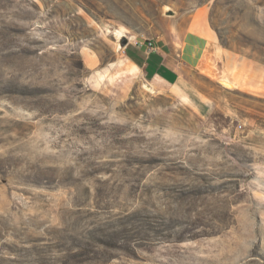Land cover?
<instances>
[{
  "label": "rangeland",
  "instance_id": "1",
  "mask_svg": "<svg viewBox=\"0 0 264 264\" xmlns=\"http://www.w3.org/2000/svg\"><path fill=\"white\" fill-rule=\"evenodd\" d=\"M192 27L202 111L125 51ZM0 264H264V0H0Z\"/></svg>",
  "mask_w": 264,
  "mask_h": 264
},
{
  "label": "crops",
  "instance_id": "2",
  "mask_svg": "<svg viewBox=\"0 0 264 264\" xmlns=\"http://www.w3.org/2000/svg\"><path fill=\"white\" fill-rule=\"evenodd\" d=\"M136 42L126 48L131 62L128 63L129 69L140 70L144 79L156 90L168 91L202 111L204 99L201 94H195L192 72L213 42L211 32L206 27H192L179 39L157 38L150 50Z\"/></svg>",
  "mask_w": 264,
  "mask_h": 264
},
{
  "label": "built area",
  "instance_id": "3",
  "mask_svg": "<svg viewBox=\"0 0 264 264\" xmlns=\"http://www.w3.org/2000/svg\"><path fill=\"white\" fill-rule=\"evenodd\" d=\"M138 45H144L147 50H150L154 47V41L151 38H145L136 42Z\"/></svg>",
  "mask_w": 264,
  "mask_h": 264
},
{
  "label": "water",
  "instance_id": "4",
  "mask_svg": "<svg viewBox=\"0 0 264 264\" xmlns=\"http://www.w3.org/2000/svg\"><path fill=\"white\" fill-rule=\"evenodd\" d=\"M126 42H127V40H126L125 37H122V38L120 39V43H121L122 46H124V45L126 44Z\"/></svg>",
  "mask_w": 264,
  "mask_h": 264
},
{
  "label": "bare ground",
  "instance_id": "5",
  "mask_svg": "<svg viewBox=\"0 0 264 264\" xmlns=\"http://www.w3.org/2000/svg\"><path fill=\"white\" fill-rule=\"evenodd\" d=\"M117 33H119V32H117ZM119 35H120V33H119ZM122 35V34H121ZM123 36V35H122Z\"/></svg>",
  "mask_w": 264,
  "mask_h": 264
},
{
  "label": "trees",
  "instance_id": "6",
  "mask_svg": "<svg viewBox=\"0 0 264 264\" xmlns=\"http://www.w3.org/2000/svg\"><path fill=\"white\" fill-rule=\"evenodd\" d=\"M126 50H127V49H126ZM126 50H125V51H126ZM126 53H127V51H126Z\"/></svg>",
  "mask_w": 264,
  "mask_h": 264
}]
</instances>
